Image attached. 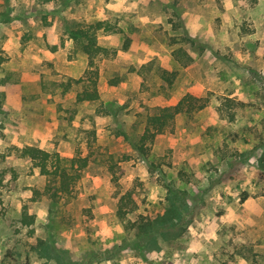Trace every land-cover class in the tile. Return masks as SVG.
<instances>
[{
	"label": "rangeland",
	"instance_id": "374dc122",
	"mask_svg": "<svg viewBox=\"0 0 264 264\" xmlns=\"http://www.w3.org/2000/svg\"><path fill=\"white\" fill-rule=\"evenodd\" d=\"M98 21L117 54L76 103L90 74L68 32ZM187 93L206 106L140 155L146 115ZM24 146L88 158L74 197L43 194ZM0 264H264V0H0Z\"/></svg>",
	"mask_w": 264,
	"mask_h": 264
},
{
	"label": "trees",
	"instance_id": "16d2710c",
	"mask_svg": "<svg viewBox=\"0 0 264 264\" xmlns=\"http://www.w3.org/2000/svg\"><path fill=\"white\" fill-rule=\"evenodd\" d=\"M103 30L109 33H121V29L114 26L108 21H98L90 24H79L74 29L68 32V36L78 46L80 52L85 55L87 60V69L85 76L78 82L86 83L83 90L76 95V103L81 102H96L100 99V95L96 88V78L98 76L97 61L104 58H113L117 54V50L108 48L97 43V33ZM130 39L126 38L121 50L126 51L130 46ZM56 48H53L55 50ZM177 52L174 53L176 57ZM146 68V65L141 66L139 73ZM160 80L172 86L176 72H168L165 69L157 70ZM120 78L111 80V86L119 83ZM243 105L242 103H238ZM206 106V102L202 98H198L192 94L183 95L175 104L168 106H158L154 113L146 115L143 133L138 141L133 144L135 150L142 156H147L151 146L156 138L166 132H172L174 129L176 118L179 115L191 116L201 111ZM20 156L27 158L33 168L39 170V173L46 178V184L43 194L46 195L52 203H57L60 199H70L74 197L78 181L82 177L83 170L88 166V158L77 155L72 158L62 157L58 152H49L36 146H24L20 150ZM41 193L35 190V196H40ZM245 200V199H244ZM136 208V203L132 192H126L120 199L117 215L121 219H125L126 215L131 213ZM172 216L179 217V208L173 205L170 210ZM126 227L135 229L138 233H150L156 228L154 222H138L127 220ZM44 257L50 258L52 253L51 245L48 242H43L39 246ZM59 259H62L59 256Z\"/></svg>",
	"mask_w": 264,
	"mask_h": 264
}]
</instances>
